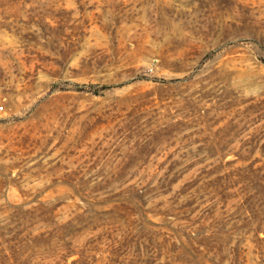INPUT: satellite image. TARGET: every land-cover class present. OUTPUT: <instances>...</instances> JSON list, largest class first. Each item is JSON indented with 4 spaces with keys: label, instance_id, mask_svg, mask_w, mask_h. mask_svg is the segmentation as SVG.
<instances>
[{
    "label": "rangeland",
    "instance_id": "374dc122",
    "mask_svg": "<svg viewBox=\"0 0 264 264\" xmlns=\"http://www.w3.org/2000/svg\"><path fill=\"white\" fill-rule=\"evenodd\" d=\"M0 264H264V0H0Z\"/></svg>",
    "mask_w": 264,
    "mask_h": 264
},
{
    "label": "built area",
    "instance_id": "2783aa9c",
    "mask_svg": "<svg viewBox=\"0 0 264 264\" xmlns=\"http://www.w3.org/2000/svg\"><path fill=\"white\" fill-rule=\"evenodd\" d=\"M3 107V106H2Z\"/></svg>",
    "mask_w": 264,
    "mask_h": 264
}]
</instances>
